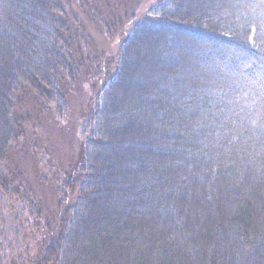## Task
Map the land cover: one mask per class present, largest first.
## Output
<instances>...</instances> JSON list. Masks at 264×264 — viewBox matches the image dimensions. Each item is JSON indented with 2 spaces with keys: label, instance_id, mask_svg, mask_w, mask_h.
I'll return each instance as SVG.
<instances>
[{
  "label": "trees",
  "instance_id": "1",
  "mask_svg": "<svg viewBox=\"0 0 264 264\" xmlns=\"http://www.w3.org/2000/svg\"><path fill=\"white\" fill-rule=\"evenodd\" d=\"M142 1L0 0V264H264V0ZM88 82L51 221L7 165L19 111Z\"/></svg>",
  "mask_w": 264,
  "mask_h": 264
},
{
  "label": "rangeland",
  "instance_id": "2",
  "mask_svg": "<svg viewBox=\"0 0 264 264\" xmlns=\"http://www.w3.org/2000/svg\"><path fill=\"white\" fill-rule=\"evenodd\" d=\"M155 1H142L134 11V21L144 18ZM89 32L93 35L96 52L102 55L101 66L103 65L105 69L112 68L116 63L120 36L108 40L95 29ZM96 89L98 85H91L90 82L82 84L75 94L67 98V105L60 116L41 113L36 111L37 109L29 108L28 105L19 111L25 120L22 123L25 141H21L14 153V161L7 165H11V170L22 172L23 184L27 189H31L34 198L39 201L40 206L42 205L43 215L48 220L54 221L62 179L78 155L83 140L86 112ZM7 214L10 223L8 229L11 234L14 229L13 224H17L13 220L18 217H15L13 209ZM36 246V242L30 245L31 252L37 249Z\"/></svg>",
  "mask_w": 264,
  "mask_h": 264
}]
</instances>
